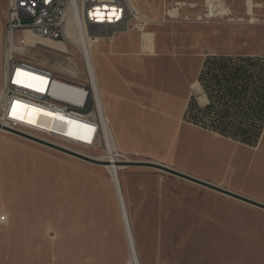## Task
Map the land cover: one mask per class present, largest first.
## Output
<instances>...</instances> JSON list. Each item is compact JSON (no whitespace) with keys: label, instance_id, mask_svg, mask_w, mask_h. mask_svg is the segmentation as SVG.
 I'll use <instances>...</instances> for the list:
<instances>
[{"label":"rangeland","instance_id":"374dc122","mask_svg":"<svg viewBox=\"0 0 264 264\" xmlns=\"http://www.w3.org/2000/svg\"><path fill=\"white\" fill-rule=\"evenodd\" d=\"M221 1L224 4L216 5L226 12L208 16V0H137L142 13L154 21L130 32L140 38L143 30L152 31L159 49L199 55L201 66L217 56L264 62V0ZM9 5L10 0H0V116ZM175 9L176 15L169 14ZM19 40L24 51L18 58L89 84L76 46L42 41L27 32H20ZM102 49L96 45L100 75L105 65ZM188 65L185 70L159 65L145 70L141 79L192 71V63ZM193 92L205 106L207 100ZM226 142L241 144L247 160L243 166L256 155L264 159V136L255 144L235 138ZM83 151L106 153L104 147ZM105 165L0 129V213L7 215L0 222V264H130L117 190ZM258 167L257 172L264 173V162ZM120 180L141 264H264V209L154 167L126 165ZM260 186L252 191L264 197V182Z\"/></svg>","mask_w":264,"mask_h":264},{"label":"crops","instance_id":"0c3cea01","mask_svg":"<svg viewBox=\"0 0 264 264\" xmlns=\"http://www.w3.org/2000/svg\"><path fill=\"white\" fill-rule=\"evenodd\" d=\"M99 44L105 61L102 75L98 68L103 98L112 133L123 153L165 162L193 176L226 184L233 191L264 203V197L252 191L255 186L260 190L264 182V173L257 172L264 159L256 155L243 166L247 160L241 144L227 146L226 142V138L236 137V128L203 126L191 120L193 84L198 81L205 93L199 81L201 56L164 52L157 44L154 54L145 52L142 36L139 38L133 32L110 41L101 40ZM97 63L99 66L98 59ZM189 63L193 65L192 71H187ZM159 65L187 69L172 77L165 73L159 80L141 79L145 70L150 72ZM196 100L200 104L197 96ZM209 103L207 97L205 105ZM260 136H264V129ZM239 179L241 184L237 183Z\"/></svg>","mask_w":264,"mask_h":264},{"label":"built area","instance_id":"2783aa9c","mask_svg":"<svg viewBox=\"0 0 264 264\" xmlns=\"http://www.w3.org/2000/svg\"><path fill=\"white\" fill-rule=\"evenodd\" d=\"M69 17L73 19L77 36L94 40L110 41L142 25L130 0H10L6 28L7 48L18 43L19 33L26 30L45 39L72 44L66 37ZM72 45L81 52L89 77L90 67L86 57L79 46ZM19 54L21 52L14 46L11 56L6 59L0 121H6L14 129L33 132L38 134V138L77 152L103 148L105 122L99 108V97L90 80L88 84L64 77L18 58ZM57 85L72 89V96L58 93L55 90ZM25 107L45 108L62 115L66 122L85 124L86 138L69 140L70 136L64 132H55L50 128L36 130L34 126L18 122L14 113H20ZM6 219L4 214H0V222Z\"/></svg>","mask_w":264,"mask_h":264},{"label":"bare ground","instance_id":"6f19581e","mask_svg":"<svg viewBox=\"0 0 264 264\" xmlns=\"http://www.w3.org/2000/svg\"><path fill=\"white\" fill-rule=\"evenodd\" d=\"M130 2L134 6V8L137 10V19L143 22L141 26L144 27L145 25L154 21V20L149 19L146 15L142 13L141 9L137 6V3H136L137 0H130ZM208 4H210L209 5L210 13L208 14V16H216L219 14H224L226 12V10L222 6L219 7L218 5H216V4H224L221 0H208ZM249 4H254V2L252 0H249ZM177 13H178V9L169 11V14L176 15ZM24 32L30 33L42 41L50 40V39H45L43 37L37 36L31 30H26ZM66 37L69 42L79 46L84 57H86L87 59V62L90 67L89 80L93 85V89L95 93L99 97V100H100L99 108H100V112L102 113L103 119L105 122L104 123L105 135L103 139H104V149L106 153L102 155H91L88 153H85V154L101 159V160H104L106 162H110L105 166L108 168L109 172L112 175V179L114 181L117 193L120 195V199L121 197L123 199V200L121 199V204H122V212L124 214L123 220H124V224L126 228L128 244H129V249H130V257H131L130 264H141L139 252H138L137 245H136L135 236H134L132 225H131L130 216L128 213L126 199H125V195H124L121 180H120V169L125 168L126 165L125 164L118 165L116 163L119 161L128 162V161H131L132 159L121 151L112 133V130H111L109 117L107 114V108H106L104 98H103L102 86L100 84V76H99V71H98V66H97L98 63H97L96 54L94 50V47L100 43L101 39L94 40V39L87 38V37L77 36L75 34L72 17H69L68 19ZM155 40L156 39L152 31L143 30L142 41H143V49L145 52H149L151 54L155 53V50H156ZM50 41H54V40H50ZM56 42H60L68 46L66 42H63V41H56ZM14 46L18 49V51H21V52L24 51V47L19 46L18 43L14 44ZM14 46L9 47L8 58L11 56ZM67 72L71 74V76L76 77L74 70H68ZM193 89L195 90V92L199 94L201 100H207V97L205 93H203L202 87L198 81L193 84ZM55 90L64 96H72L73 94L72 89H70L67 86L57 85L55 87ZM14 114H15L14 116H16L15 120H17L18 122L22 121V123L26 126H30V127L34 126L36 127V130H45L47 128H50L54 130L55 132H64L68 134V136H70V138H68L69 140L79 141L83 138H86V136L84 135L85 130H86L85 124H81L75 121H68L69 122L68 123L66 122V120L64 119L62 115L52 112L48 109L37 108V107H25V109H23L20 113H17V114L14 113ZM0 124L3 126H8L12 128L6 121H0ZM0 129L10 131L3 127H0ZM125 211H126V215H125ZM4 215L7 218V215L6 214Z\"/></svg>","mask_w":264,"mask_h":264},{"label":"trees","instance_id":"16d2710c","mask_svg":"<svg viewBox=\"0 0 264 264\" xmlns=\"http://www.w3.org/2000/svg\"><path fill=\"white\" fill-rule=\"evenodd\" d=\"M199 81L210 103L201 106L193 99L191 120L215 128L231 125L236 139L257 143L264 128V62L252 57L208 58Z\"/></svg>","mask_w":264,"mask_h":264},{"label":"water","instance_id":"95a60500","mask_svg":"<svg viewBox=\"0 0 264 264\" xmlns=\"http://www.w3.org/2000/svg\"><path fill=\"white\" fill-rule=\"evenodd\" d=\"M0 127L8 129V130H10L12 132L21 134V135H23L25 137H28L30 139H33V140H35V141H37V142H39L41 144H44L46 146L52 147V148H54L56 150H59L61 152L69 154L71 156H74V157H77V158H80V159H83V160H86V161H89V162H92V163H96V164H108V163H110V162H106L104 160L89 156L87 154H83L81 152H77L75 150H71L69 148H65L63 146L54 144L52 142L43 140L41 138L32 136V135L27 134V133H25L23 131H20V130L14 129V128H10L8 126H3V125L0 124ZM116 163L118 165L125 164V165H131V166H148V167H154V168H157V169H161L163 171H166V172H168L170 174H173L175 176H178L180 178L189 180L191 182L197 183V184L202 185L204 187H207V188L213 189L215 191H218L220 193H223V194H225L227 196L233 197L235 199L241 200V201L246 202L248 204H251V205L257 206V207H259L261 209H264V203L263 202H260L258 200L253 199V198L245 196V195H243L241 193H238V192H235V191H233L231 189L223 187L221 185L214 184V183H212L210 181L198 178L196 176H193L191 174H188L186 172L180 171V170H178L176 168L170 167L168 165H165V164H162V163H159V162L131 160V161H128V162L119 161V162H116ZM116 193H117V191H116ZM117 197H118V201H119L122 217H124V214L122 212V204H121L122 197L120 199V195L118 193H117ZM125 215H126V211H125Z\"/></svg>","mask_w":264,"mask_h":264}]
</instances>
